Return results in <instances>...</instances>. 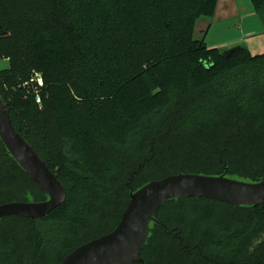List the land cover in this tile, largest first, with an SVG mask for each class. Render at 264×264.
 <instances>
[{"label": "trees", "instance_id": "1", "mask_svg": "<svg viewBox=\"0 0 264 264\" xmlns=\"http://www.w3.org/2000/svg\"><path fill=\"white\" fill-rule=\"evenodd\" d=\"M215 4L0 0V96L66 190L46 217L0 221V264H60L153 180L264 179V54L193 38ZM46 199L0 141V204ZM155 221L134 264H264V205L170 200Z\"/></svg>", "mask_w": 264, "mask_h": 264}, {"label": "water", "instance_id": "2", "mask_svg": "<svg viewBox=\"0 0 264 264\" xmlns=\"http://www.w3.org/2000/svg\"><path fill=\"white\" fill-rule=\"evenodd\" d=\"M236 48L223 52L228 57ZM0 141L34 185L46 195L41 202L0 204V221L17 217L40 219L59 207L66 199L62 183L47 168L35 149L15 130L0 96ZM196 198L238 206L264 205V179L240 181L222 176L173 174L153 180L130 193L129 202L117 226L109 233L75 248L60 264H134L139 262L155 214L168 201Z\"/></svg>", "mask_w": 264, "mask_h": 264}, {"label": "crops", "instance_id": "3", "mask_svg": "<svg viewBox=\"0 0 264 264\" xmlns=\"http://www.w3.org/2000/svg\"><path fill=\"white\" fill-rule=\"evenodd\" d=\"M193 38L221 52L244 47L264 54V0L258 9L253 0H216L212 15L196 22Z\"/></svg>", "mask_w": 264, "mask_h": 264}, {"label": "rangeland", "instance_id": "4", "mask_svg": "<svg viewBox=\"0 0 264 264\" xmlns=\"http://www.w3.org/2000/svg\"><path fill=\"white\" fill-rule=\"evenodd\" d=\"M8 67V63L7 61H0V70L4 69V68H7ZM37 79H35L34 81H36Z\"/></svg>", "mask_w": 264, "mask_h": 264}, {"label": "built area", "instance_id": "5", "mask_svg": "<svg viewBox=\"0 0 264 264\" xmlns=\"http://www.w3.org/2000/svg\"><path fill=\"white\" fill-rule=\"evenodd\" d=\"M39 83H40V81H39Z\"/></svg>", "mask_w": 264, "mask_h": 264}]
</instances>
